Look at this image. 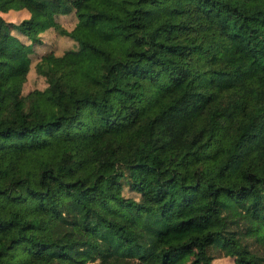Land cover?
<instances>
[{"label": "trees", "instance_id": "1", "mask_svg": "<svg viewBox=\"0 0 264 264\" xmlns=\"http://www.w3.org/2000/svg\"><path fill=\"white\" fill-rule=\"evenodd\" d=\"M217 252L264 264V0H0V264Z\"/></svg>", "mask_w": 264, "mask_h": 264}, {"label": "rangeland", "instance_id": "2", "mask_svg": "<svg viewBox=\"0 0 264 264\" xmlns=\"http://www.w3.org/2000/svg\"><path fill=\"white\" fill-rule=\"evenodd\" d=\"M3 15L8 19L16 20L20 13L14 10H10L8 13H4ZM59 20L64 22L66 25H70L74 21V16L72 13L62 15L59 16ZM68 43V40L63 36L57 35L56 31H45L43 34H41V40L38 43L33 44V52L31 53V57L34 61V59L43 50L50 48L52 50L59 51L66 47ZM42 85V77L36 74L33 70V66H31L26 73L25 80L22 85V90L26 91L27 89H30L32 87H42ZM122 192L129 195L135 194L125 183L123 184ZM211 262L212 264H233L232 257L227 254H223L222 252H217V254H214Z\"/></svg>", "mask_w": 264, "mask_h": 264}]
</instances>
